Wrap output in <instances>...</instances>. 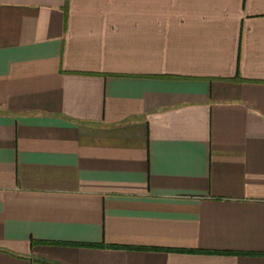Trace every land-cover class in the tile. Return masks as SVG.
<instances>
[{
  "label": "crops",
  "instance_id": "obj_1",
  "mask_svg": "<svg viewBox=\"0 0 264 264\" xmlns=\"http://www.w3.org/2000/svg\"><path fill=\"white\" fill-rule=\"evenodd\" d=\"M0 264H264V0H0Z\"/></svg>",
  "mask_w": 264,
  "mask_h": 264
}]
</instances>
